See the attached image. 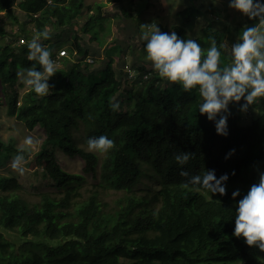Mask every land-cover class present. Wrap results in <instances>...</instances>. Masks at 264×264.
Segmentation results:
<instances>
[{"label":"trees","instance_id":"16d2710c","mask_svg":"<svg viewBox=\"0 0 264 264\" xmlns=\"http://www.w3.org/2000/svg\"><path fill=\"white\" fill-rule=\"evenodd\" d=\"M84 1L0 0V13L5 12L14 23L19 19L14 11L18 4L36 33L48 28L57 33L75 23ZM194 10L190 6L177 13L183 24L174 25L172 31L178 37L189 38L186 27ZM122 11L126 18H135L124 8ZM91 21L84 32L99 40ZM257 22L244 15L245 26ZM227 32L231 33L230 27ZM22 33L26 35L24 29ZM202 33L196 40L205 51L211 38L219 48L227 35L211 25ZM19 37L8 31L0 15V83L7 114L24 122L29 131L38 126L44 130L45 139L35 157L41 177L40 171L35 176L63 193L58 197L42 192L41 201L30 204L11 192L22 189L18 180L0 173V264H264V252L233 235L236 205L249 190L235 184L245 173L264 172V115H251L254 118L249 124L245 117L255 111L264 114V98H258L246 112L239 107L243 99L230 103L228 134L218 135L214 123L198 112L201 98L196 89L185 91L178 83H168L157 72L139 65L135 69L138 94L123 91V76L126 83L130 80L124 67H115L116 57L121 59L124 51L118 45L105 50L108 60L102 70L86 74L90 51L81 46L78 34L74 36L75 62L58 53L64 67H57L49 79L50 92L45 96L29 92L22 97V85H16L13 71L17 53L25 59L26 68L40 66L27 59V45H18ZM7 38L11 39L8 43ZM55 56L52 53L54 60ZM230 61L225 45L221 66ZM121 91L136 102L131 110L113 111L109 105ZM81 125L86 126V139L106 135L114 141L101 163L95 153L75 144L72 133ZM59 151L81 158L85 174L100 168L99 183L86 199L82 200L80 193L84 175L64 171ZM179 152L193 156L181 166L175 160ZM11 153L23 152L0 138V164ZM146 169L152 170L161 186L139 193L136 186L146 176ZM182 169L189 175L212 169L217 178L227 173L225 194L184 187L187 178L180 176ZM110 190L122 195L115 202L117 208L108 210L101 195ZM235 190L240 195L233 198ZM5 232L17 234V242L6 238Z\"/></svg>","mask_w":264,"mask_h":264},{"label":"rangeland","instance_id":"374dc122","mask_svg":"<svg viewBox=\"0 0 264 264\" xmlns=\"http://www.w3.org/2000/svg\"><path fill=\"white\" fill-rule=\"evenodd\" d=\"M190 6L195 7V10L193 12L191 23L186 27L189 38L193 37L196 39L202 37V31L206 29L208 25H211L214 30H221L227 34L224 44L228 48V55L230 56V47L236 42L239 35L236 28L239 27L242 29L245 26V23L244 15L229 7V0H215V2H213V0H122L120 2H110V0H85L84 8L80 16L70 28L63 31H57L58 35L61 33L60 36L55 33V30L48 28V37L40 38V43L48 47L51 53L56 55L55 61L57 67L63 68L64 65L61 62V59L58 58V53L61 55L60 53L65 51V55H62V57L75 62L77 54L74 36L78 34L81 46L90 51L87 59L90 66L88 71L84 70L86 74L90 72H98L104 68L106 61L108 60L105 56L106 49L116 45L124 48L122 58L119 59L116 57L115 61L116 68L122 66L124 67V71L129 74L130 81L128 83H126V77L123 76L122 78V90L132 91L135 94H138L139 86H136L135 84L138 77V71L135 69L141 65L147 68V70L155 71L152 68L151 61L146 57L144 48L145 43L143 42L145 40L141 39V33L148 31V29L141 28V24L150 25L156 23L158 27H162L163 29H166L167 32H170L174 25H179L180 23L183 24L182 20L177 17V13ZM123 8L125 13L133 15L135 18H126L122 11ZM14 11L19 18L18 21L14 23L9 20L5 12H1L0 15L4 21H6L8 31L20 35V37L17 38V41L22 38L19 40L21 42H19L18 45H27L28 41L34 35H38V33L34 30V26L28 23L18 4L14 5ZM90 21L91 27L98 32L99 40L95 39L91 32H84L87 27L86 25H88ZM101 25L102 27H100ZM228 27L231 28V33L227 32ZM23 29L26 31V35L23 34L24 32L22 33ZM161 31L166 32L164 30ZM23 36H26V38ZM10 40L11 39L7 38L6 43ZM48 40L49 42H47ZM71 47L73 49H71ZM68 49H71L72 52ZM18 67L26 68L25 59L17 53L13 66L15 74L17 73ZM15 83L17 86L22 85V87H20L22 97L29 92L37 95L30 87L23 84L21 78L17 77ZM168 83L172 82L168 81ZM2 88L3 87L0 83V138L4 143L12 145L14 149L22 151V154L25 156V163L23 164V173L13 169L11 166L12 159L18 153H11V156L0 164V173L5 176L14 177L18 180L22 189L13 190L11 192L18 194L30 204L39 203L41 201L40 195L42 192L61 197L63 193L61 188L51 186V184H47V182L39 181L35 176L37 172L40 171L38 172V176L41 177V168H39L35 162V157L45 139L44 130L38 126L35 130L29 131L24 122L9 117L7 114V105L5 103L6 98ZM115 98V102H118L120 108L124 110H131L136 102V99H132L131 101L128 100L126 92H122ZM251 115L258 117L264 114L259 111L246 114L245 117H247L248 124L251 119L254 118L251 117ZM211 122L214 123V121ZM85 128V125H81L79 129L73 130L72 134L75 144L79 148L95 153L101 163L105 153L88 149ZM27 137L32 138V144H27L25 142ZM58 158L62 169L67 173L84 175L85 181L82 184V188H80V193L82 194L81 199H86L89 192L94 190V186L99 183L100 168H92L89 174H85L83 172L85 163L81 158H71L65 155L62 151L58 152ZM145 174L146 176H144L141 182L136 186V191L140 193L144 190L159 189L161 185L153 177L152 170L146 169ZM258 182L259 174L249 172L243 174L236 182L235 186L250 188L253 184ZM33 184L35 187L40 186L41 188H34ZM121 195L120 192L110 190L108 193H103L101 195V200L109 205L108 210H110L112 208H117L115 202ZM5 236L15 242H17L16 238L19 237L17 234L11 232H5ZM23 242L24 240L20 239V243Z\"/></svg>","mask_w":264,"mask_h":264},{"label":"clouds","instance_id":"9594fccd","mask_svg":"<svg viewBox=\"0 0 264 264\" xmlns=\"http://www.w3.org/2000/svg\"><path fill=\"white\" fill-rule=\"evenodd\" d=\"M229 7L258 22L241 29L230 47L231 61L226 66H221L220 62L221 49L225 45L220 44L218 48L215 38H211L210 47L205 51L196 39L180 38L175 31L163 32L156 23L141 24V28L148 29L142 33L141 39L147 41L144 48L152 68L161 78L178 83L185 91L196 89L201 98L198 112L214 121L216 133L221 136L228 134L230 103H239L243 99L239 107L246 112L258 98H264V0H229ZM47 37L48 32L41 31L27 44V59L36 61L40 67L37 68L36 64L18 67L16 73L38 96L50 92L48 81L57 73V63L52 59L50 49L40 43V38ZM109 106L113 111L120 108L118 102ZM25 142L32 144L33 140L27 137ZM86 144L89 150L105 153L114 146V141L106 135H99L89 137ZM230 151L234 152V149ZM192 156V153L179 152L175 160L183 166ZM24 163L25 156L18 153L11 166L23 173ZM180 176L187 178L184 187L191 185L196 191L203 189L212 194H225L227 173L217 178L212 169L195 175L182 169ZM239 195V190L232 193L233 198ZM234 220L233 235L242 236L247 245L264 252V172L259 174V182L239 199Z\"/></svg>","mask_w":264,"mask_h":264},{"label":"built area","instance_id":"2783aa9c","mask_svg":"<svg viewBox=\"0 0 264 264\" xmlns=\"http://www.w3.org/2000/svg\"><path fill=\"white\" fill-rule=\"evenodd\" d=\"M20 42H21V41H20ZM65 53H66L65 51H62V52L60 53V54H61L60 56L65 55Z\"/></svg>","mask_w":264,"mask_h":264}]
</instances>
